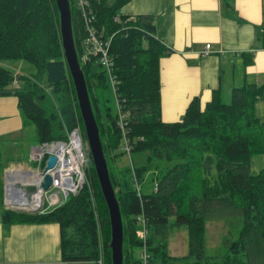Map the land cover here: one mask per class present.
Returning a JSON list of instances; mask_svg holds the SVG:
<instances>
[{
    "label": "trees",
    "instance_id": "16d2710c",
    "mask_svg": "<svg viewBox=\"0 0 264 264\" xmlns=\"http://www.w3.org/2000/svg\"><path fill=\"white\" fill-rule=\"evenodd\" d=\"M70 1L80 58L86 23L76 0ZM130 1L89 0L87 7L95 28L112 38L114 85L102 70L81 64L107 161L118 164L127 153L111 90L127 115L132 151H150L141 166L118 164L113 171L108 164L123 216L124 264H145L140 255L144 245L148 264H264V166L256 174L251 171L252 157L264 154V119L257 110L264 82L234 86L229 102L223 101L220 88L214 89L205 107L196 96L180 120L164 121L160 60L174 50L158 35L154 15L121 12ZM259 38L264 41V31ZM11 59L27 60L39 73L16 71L6 64ZM41 73L47 85L41 84ZM9 95L18 97L24 123L36 125L39 143L68 140L78 126L87 141L55 0H0V96ZM152 158L173 165L166 170L156 165V182L145 190L141 180L153 167ZM1 162L0 143L4 169ZM88 170V183L59 207L43 213L5 208L0 220L56 222L65 262H99L102 257L103 264H112L108 207L95 167L88 165ZM227 216L243 218L239 237L227 241L223 258L206 256V221ZM143 222L146 239L141 236ZM181 228L187 230L189 251L180 258L170 254L165 236Z\"/></svg>",
    "mask_w": 264,
    "mask_h": 264
},
{
    "label": "crops",
    "instance_id": "0c3cea01",
    "mask_svg": "<svg viewBox=\"0 0 264 264\" xmlns=\"http://www.w3.org/2000/svg\"><path fill=\"white\" fill-rule=\"evenodd\" d=\"M121 12L154 15L158 35L174 50L160 60L166 122L180 120L196 96L205 107L214 89L220 88L226 99L245 81L264 82V41L259 38L264 31V0H131ZM206 43L213 51L203 56ZM24 127L18 99L0 96V138L16 139ZM1 164L8 168L15 162ZM6 170L0 167V216L7 207ZM69 263L62 258L58 223L0 220V264Z\"/></svg>",
    "mask_w": 264,
    "mask_h": 264
},
{
    "label": "built area",
    "instance_id": "2783aa9c",
    "mask_svg": "<svg viewBox=\"0 0 264 264\" xmlns=\"http://www.w3.org/2000/svg\"><path fill=\"white\" fill-rule=\"evenodd\" d=\"M77 4L80 7V13L85 18L87 28V33L82 41L80 62L82 65L90 63L91 67L94 63H98L101 67L100 70L109 76L112 85H114L115 77L113 70L115 62L111 53L112 38L99 35L102 33L97 31L91 22L92 18L87 14L88 3L86 1L79 0ZM211 46L210 43H206L201 54L203 56L209 55L213 51ZM117 111L119 113V124L123 132L122 150L130 153L132 151V140L125 129V118L127 115L121 112L119 105ZM84 141L81 127L78 126L69 132L68 140H54L31 147V155L38 163V167L34 168L30 166L24 170L22 169V171L26 172V175L19 180L25 184L36 183L40 185L44 177L42 171L47 164L49 156L56 155L55 166L47 171L52 175V184L47 190H39L35 194L34 201L31 204L22 205L19 199L11 201L6 197V208L28 212L38 210L43 213L64 204L70 195L77 194L88 182L86 167L89 155ZM9 169L12 171V167ZM135 185L138 190L141 189V185L137 180L135 181ZM141 236L143 239H146L147 236L146 224L144 222ZM140 255L144 263L148 264L150 254L146 245L143 246ZM99 263L103 264L102 257L99 259Z\"/></svg>",
    "mask_w": 264,
    "mask_h": 264
},
{
    "label": "rangeland",
    "instance_id": "374dc122",
    "mask_svg": "<svg viewBox=\"0 0 264 264\" xmlns=\"http://www.w3.org/2000/svg\"><path fill=\"white\" fill-rule=\"evenodd\" d=\"M8 66L11 68L18 70L22 73L27 74H38L39 70L36 65L31 62H28L24 59H11L6 62ZM92 70H100L101 67L98 63H94L92 65ZM41 84L47 85V78L44 74L40 75ZM111 97V105L117 111L118 105L115 103V95L114 92L110 91ZM3 97V96H2ZM9 97H14L18 99L15 95H9ZM231 100V94L226 99H223L225 102H229ZM51 101H53L51 99ZM102 107H104V103H101ZM259 116L264 119V96L260 102V111ZM24 129L22 132L16 135V139H1L0 142L2 144V161L3 163L15 162V164L11 165L12 169L24 170L27 167H38V163L34 160L31 155V147L37 146L39 143L36 140V125L34 123H24ZM86 144V141H84ZM150 156V151H131L130 153H125L122 158L118 161L120 166H130L135 164V166H141L148 162V158ZM22 161L24 163H20ZM23 164V165H19ZM88 165L89 164V156H88ZM108 164L110 169L113 171H117V163L115 161H111L109 159ZM151 170L144 176L143 180H141V185L143 189L147 190V187L153 186L155 184V180L153 179L156 176V173L153 171L156 170V165L158 168L162 170H166L168 167L173 165L172 161L166 159L152 158ZM25 165V166H24ZM88 165L86 168V173L89 178V170ZM91 166V165H90ZM264 166V154H258L252 157L251 160V171L252 173H258ZM10 167H6L9 169ZM6 168L2 169L5 172ZM153 170V171H152ZM88 183V182H87ZM59 207V206H58ZM22 211V210H20ZM28 212V211H27ZM32 212H39L38 210ZM243 227V218L241 216H227L222 219H210L206 221V256H210L212 258H223L227 251V241L236 240L240 231ZM165 239L168 242V248L171 255L175 257H183L188 254V233L185 228L174 229L168 235L165 236ZM195 260H191L190 263H194ZM69 264H100L99 262H70ZM200 264V263H196Z\"/></svg>",
    "mask_w": 264,
    "mask_h": 264
},
{
    "label": "water",
    "instance_id": "95a60500",
    "mask_svg": "<svg viewBox=\"0 0 264 264\" xmlns=\"http://www.w3.org/2000/svg\"><path fill=\"white\" fill-rule=\"evenodd\" d=\"M60 16V29L64 55L67 61L71 77L74 82L77 100L84 121L86 150L89 155V164L95 167L96 174L105 198L110 218L111 239L110 250L112 264H124V224L121 206L111 179L108 161L105 156L104 145L101 139L98 122L92 106L87 80L81 65L75 44L72 8L70 0H55ZM56 155H50L42 173L44 174L41 184L22 183L17 178H12L10 169H7L6 197L11 201L19 199L20 204H31L39 190L49 189L53 178L47 171L56 164ZM17 197V198H16Z\"/></svg>",
    "mask_w": 264,
    "mask_h": 264
},
{
    "label": "bare ground",
    "instance_id": "6f19581e",
    "mask_svg": "<svg viewBox=\"0 0 264 264\" xmlns=\"http://www.w3.org/2000/svg\"><path fill=\"white\" fill-rule=\"evenodd\" d=\"M78 1L79 0H76V2H78ZM83 1H86L88 3V5H89V0H83ZM97 31L100 32L99 30H97ZM86 32H87V28H86ZM99 35L102 36L103 34H99ZM10 174H11L12 178L21 179V178H23L26 175V172H24V171H20L19 172L18 170L12 169V171L10 172Z\"/></svg>",
    "mask_w": 264,
    "mask_h": 264
}]
</instances>
